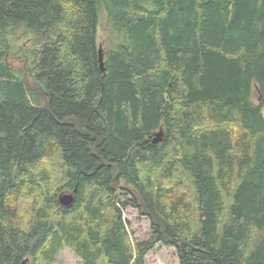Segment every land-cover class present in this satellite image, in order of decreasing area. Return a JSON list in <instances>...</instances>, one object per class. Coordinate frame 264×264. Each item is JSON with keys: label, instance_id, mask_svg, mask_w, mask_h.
Wrapping results in <instances>:
<instances>
[{"label": "trees", "instance_id": "16d2710c", "mask_svg": "<svg viewBox=\"0 0 264 264\" xmlns=\"http://www.w3.org/2000/svg\"><path fill=\"white\" fill-rule=\"evenodd\" d=\"M158 244L264 264V0H0V264H144Z\"/></svg>", "mask_w": 264, "mask_h": 264}, {"label": "rangeland", "instance_id": "374dc122", "mask_svg": "<svg viewBox=\"0 0 264 264\" xmlns=\"http://www.w3.org/2000/svg\"><path fill=\"white\" fill-rule=\"evenodd\" d=\"M21 29V30H20ZM17 30L15 38L17 37L21 41H17V45H22L23 47L28 48V44L30 39L28 38H22L24 35H19L22 31H26L24 27H21ZM106 19L105 15L103 13L100 14V23H99V29H98V38L99 42L103 44V40L106 37ZM12 38V37H11ZM22 38V39H21ZM14 40V39H11ZM13 43V41H10ZM22 58L18 57H7V62L13 68L17 74H19V70L23 69V65L26 64L23 63ZM24 80L30 84V79L28 78L27 73L23 75ZM256 95L257 92H256ZM123 218L127 222V228L130 233V238L132 242L137 241H145L150 237V229H149V221L142 215H139L138 211L131 207H127L123 210ZM54 264H81L80 259L75 256V254L69 249V248H63L59 250L56 260ZM144 264H179L177 253L174 248L172 247H165L160 244L156 245L154 249H152L150 252L146 254L144 257Z\"/></svg>", "mask_w": 264, "mask_h": 264}, {"label": "water", "instance_id": "95a60500", "mask_svg": "<svg viewBox=\"0 0 264 264\" xmlns=\"http://www.w3.org/2000/svg\"><path fill=\"white\" fill-rule=\"evenodd\" d=\"M99 63L100 67L102 70L103 69V54H102V49L99 48ZM163 138V131L160 129L158 132L155 133L154 138L152 140L153 144H158L162 141ZM73 193H66V194H61L58 198V202L61 206L63 207H69L73 203Z\"/></svg>", "mask_w": 264, "mask_h": 264}]
</instances>
